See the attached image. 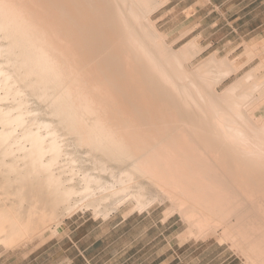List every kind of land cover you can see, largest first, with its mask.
<instances>
[{"label":"bare ground","instance_id":"1","mask_svg":"<svg viewBox=\"0 0 264 264\" xmlns=\"http://www.w3.org/2000/svg\"><path fill=\"white\" fill-rule=\"evenodd\" d=\"M162 4L0 0V246L167 205L264 264V59L219 91L243 62L190 67L203 47L166 43Z\"/></svg>","mask_w":264,"mask_h":264},{"label":"rangeland","instance_id":"2","mask_svg":"<svg viewBox=\"0 0 264 264\" xmlns=\"http://www.w3.org/2000/svg\"><path fill=\"white\" fill-rule=\"evenodd\" d=\"M160 1L163 4L151 17L166 43L179 51L196 39L203 47L190 67L212 54L243 62L237 73L217 85L219 91L264 59V0ZM253 42L258 55L251 59L247 44ZM263 73L264 67L259 75ZM33 100L32 108L40 106ZM165 208L157 205L129 214L124 207L107 220L95 218L91 211L77 212L53 233L26 238L13 248L0 246V264H249L228 241L188 235L179 214L165 219Z\"/></svg>","mask_w":264,"mask_h":264}]
</instances>
